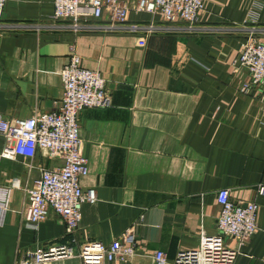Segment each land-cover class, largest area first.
Returning a JSON list of instances; mask_svg holds the SVG:
<instances>
[{
	"label": "crops",
	"instance_id": "1",
	"mask_svg": "<svg viewBox=\"0 0 264 264\" xmlns=\"http://www.w3.org/2000/svg\"><path fill=\"white\" fill-rule=\"evenodd\" d=\"M126 2L127 25L161 29L149 35L38 31L24 26L49 23L53 0L6 4L3 22L21 26L0 31V113L6 119L54 112L63 97L60 73L73 54L84 68L102 73L112 104L79 115L89 162L81 185L94 189L98 200L83 205L75 241L53 211L37 227L25 221L26 189L42 168L61 167L63 160L46 150L33 169L28 159H0V188L10 190L0 264H15L40 247L72 245L78 255L84 243L110 245L131 230L136 253L125 264H154L157 251L174 261L197 249L203 233L218 234L221 189L235 205L259 204L258 229L236 264H264V196L257 195L264 183V105L241 92L249 74L238 65L251 30L264 29V0H205L198 25L210 30L200 33L171 30L160 15L137 12L138 0ZM4 146L0 137V150ZM226 242L237 247L231 238ZM45 264L82 262L76 256Z\"/></svg>",
	"mask_w": 264,
	"mask_h": 264
},
{
	"label": "built area",
	"instance_id": "2",
	"mask_svg": "<svg viewBox=\"0 0 264 264\" xmlns=\"http://www.w3.org/2000/svg\"><path fill=\"white\" fill-rule=\"evenodd\" d=\"M9 1L0 0V31L21 27L3 22V12ZM204 3L205 0H138L134 9L140 13L160 15L171 30L200 33L210 30L198 25ZM53 5L54 12L49 23L24 28L38 31L67 29L75 33L144 30L148 35L161 29L152 24L144 29L127 25L131 8L126 0H53ZM105 16L108 23L102 24ZM251 31L253 33L243 43L240 55L241 66L249 74L241 92L257 96L264 105V29ZM258 33L262 39L255 37ZM139 45L145 47L146 39L141 38ZM60 75L63 97L54 112L24 120H8L0 113V137L5 140L0 159H28L31 161L29 169H33L32 162L37 154L46 150L53 158L63 160L61 167L42 168L40 177L26 189L28 204L25 221L31 227H37L47 219L49 211H53L63 219L66 234L75 241L83 205L94 204L98 200L94 189L84 191L81 185V179L89 175V162L83 153L79 115L85 109L108 108L112 99L102 73L84 68L76 54L70 57ZM257 195L264 196V183L258 185ZM217 202L220 206L218 234L203 233L197 249L180 252L174 261H169L163 251H157L153 256L154 264H236L241 248L258 229L259 204L235 205L228 189L218 191ZM9 203L10 190L0 188V227L4 225ZM229 238L237 243L236 248L227 245ZM135 253L131 230L110 245L95 241L84 243L78 255H75L72 245L36 248L28 251L15 264H45L76 256L82 264H125Z\"/></svg>",
	"mask_w": 264,
	"mask_h": 264
},
{
	"label": "water",
	"instance_id": "3",
	"mask_svg": "<svg viewBox=\"0 0 264 264\" xmlns=\"http://www.w3.org/2000/svg\"><path fill=\"white\" fill-rule=\"evenodd\" d=\"M240 58H241V57H239V59H238V65H241V61H240Z\"/></svg>",
	"mask_w": 264,
	"mask_h": 264
}]
</instances>
